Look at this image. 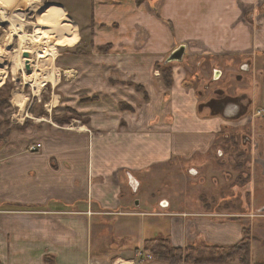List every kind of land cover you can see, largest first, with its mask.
I'll list each match as a JSON object with an SVG mask.
<instances>
[{
  "label": "crops",
  "instance_id": "0c3cea01",
  "mask_svg": "<svg viewBox=\"0 0 264 264\" xmlns=\"http://www.w3.org/2000/svg\"><path fill=\"white\" fill-rule=\"evenodd\" d=\"M57 3L71 22L57 28L65 31L58 45L76 50L59 59L52 85L63 78L61 100L43 102L28 114L30 126L18 123L0 138V264H195L148 258L147 241L162 235L177 248L229 247L245 231L247 263L224 264H264V238L252 234V222L246 227L239 215L204 210L214 196L174 194L170 201L152 196L156 185L145 182L163 165L206 154L227 125L243 126L238 105L224 102L214 112L194 85L206 69L213 83L223 78L221 63L232 60L224 58L251 62L248 81L237 84L251 101L248 112L264 110L262 87L257 92L253 82L264 77V0ZM180 46L182 61L169 63L166 86L157 65ZM245 183H235L233 194L236 187L250 194ZM183 198L186 210L179 208Z\"/></svg>",
  "mask_w": 264,
  "mask_h": 264
},
{
  "label": "rangeland",
  "instance_id": "374dc122",
  "mask_svg": "<svg viewBox=\"0 0 264 264\" xmlns=\"http://www.w3.org/2000/svg\"><path fill=\"white\" fill-rule=\"evenodd\" d=\"M30 1L33 7H30V5L25 6L23 0H0V135L10 128H14L18 123H22L23 127H25V125L30 126L31 122L29 121L31 120L27 118L28 114L30 115L31 112H36V114L39 113L43 102L58 103V101L61 100L58 97V87L63 81L61 76H59L60 81L54 86L52 85L53 83L47 79L37 94L33 93L31 86L29 83L25 82L24 77L30 74L32 75L35 71L43 72L47 69L60 72L61 60L59 59H62L61 55H73V50L75 49V47L67 48V46L58 45L60 42L59 37H64L63 32L65 31L61 30V33L58 34V32L56 33L57 26L54 28V23L46 19L44 20L47 22H42L43 19L39 18L43 10L48 8L47 6H58L57 2H60V0ZM4 13L10 18L8 16L3 17L4 15L2 14ZM11 17L14 19L12 23ZM37 19L39 20L38 25ZM14 23L17 26H21L23 33L26 35H44L46 39L43 43V47L50 48V46H53L54 50L52 55L41 58L35 55V52H31L33 56L30 60L29 69H25L24 64L15 68L17 52L19 51L20 45L19 36L13 35L9 38L10 31L12 28L14 29L15 25H12ZM39 25H42V27L40 26V28H38ZM71 31H73L77 39V33L73 23ZM84 42H87V38ZM224 59L232 60L229 63H221L224 71L223 78L213 83L210 78L207 77L206 69L204 74H201L203 79L198 83L194 82V85L197 86V91L199 90L198 92L203 95L200 97V100L205 103L211 98H226V101L229 100V102L238 105L237 113H239V116L243 115V118H245L241 123L243 126H238L239 124L234 123L233 125H227V127L222 128V139L217 138L213 141V144L207 151V153L209 152L208 157L207 153L203 154L197 152L189 156L188 159H178V163H173V166L166 168L165 166L167 165H163L160 171L147 176L145 182L156 185L154 191L151 192L152 196H159L160 198H166L170 201L174 198V194L183 197L189 196L187 198H192L189 199L190 201L198 199L199 196L204 197L207 201L211 196H214V202L212 201L211 207H203L204 210H212V213L224 214L222 218H231L229 216L239 215V218L242 219L241 223L243 222L247 225L246 227L252 222V234L254 236L256 235L257 237L264 238V168L260 164V159L264 160V144L262 146L263 133H261L263 132V126L261 125L262 120L255 117L250 111L248 112V107V109L246 108L248 113L240 114L239 107L242 108L244 105H247L248 99V96L243 94V92H241L242 90L238 87L239 85L241 87V84H237L238 79H241V81L245 83L249 79V76H247L248 73L239 70V64L245 60L243 58H233L229 56ZM185 61L186 59H183L182 63H185ZM188 78L190 79L191 76ZM257 79L258 81H256V83L255 80L253 82L254 85L257 84V92H259L262 87L260 93L261 98L258 104L262 106L264 77L262 78V75L261 77L257 76ZM253 82L250 81L251 86L247 88V92H249V90L251 91ZM190 83L193 84L192 82ZM243 95L246 96L243 97ZM70 115L68 116H73ZM27 121L29 122L28 124ZM248 135L254 138V142L250 141L248 144V139L245 140V137H248ZM207 141H204L203 144L205 145V149ZM244 141H246V143H244ZM240 152H244L245 155L241 160L236 156ZM190 167L197 169L198 173L194 175L190 174L188 172ZM234 168L236 170H234ZM171 169L173 170L171 171ZM239 180L246 183L249 182L246 187L250 189V194L245 192L244 189L240 193L238 187L235 188L236 192L233 194L232 186L235 183L237 184ZM239 184L243 185L244 183ZM173 185L177 186L179 192L173 191L177 189L173 188ZM242 187L243 186H241V188ZM141 194H143V192L140 189L137 193V197L141 198ZM227 195L229 197H226ZM225 197L229 201L222 204L221 201H223ZM245 201L249 209L245 207V204H242L241 208L238 206L240 202L243 203ZM150 205L152 206L153 204ZM187 205L186 199L183 198L179 208L186 210ZM154 209H157L156 205L149 210L153 211ZM256 216H258L259 219H257ZM253 217L254 220L252 221ZM116 238L119 237L113 238L114 242L120 244V240L117 241L118 239ZM152 247H154V244H152ZM190 247L192 246H189V248ZM195 248L198 252H202V258L207 257L206 253L209 251L206 249L205 245L196 246ZM185 249L186 248H184V250ZM186 251L187 253L196 252H192L188 249Z\"/></svg>",
  "mask_w": 264,
  "mask_h": 264
},
{
  "label": "trees",
  "instance_id": "16d2710c",
  "mask_svg": "<svg viewBox=\"0 0 264 264\" xmlns=\"http://www.w3.org/2000/svg\"><path fill=\"white\" fill-rule=\"evenodd\" d=\"M1 55V54H0ZM161 71L162 79L166 86L172 85L171 64L157 65ZM9 130H6L0 135V138L6 136ZM149 246V254L152 259L162 260L169 263H195V264H224L235 258H239L243 263H247L248 256V233H243V239L236 245L229 247H206L209 252L207 257L202 258V252H198L195 247L177 248L170 245L168 237L158 236L157 238L147 241ZM152 244H155L152 247ZM191 250L195 253H187L186 250ZM184 250V251H183ZM205 254V253H204Z\"/></svg>",
  "mask_w": 264,
  "mask_h": 264
},
{
  "label": "bare ground",
  "instance_id": "6f19581e",
  "mask_svg": "<svg viewBox=\"0 0 264 264\" xmlns=\"http://www.w3.org/2000/svg\"><path fill=\"white\" fill-rule=\"evenodd\" d=\"M23 1L25 3V6L30 5V7H33L30 0H23ZM2 15H4L3 17L8 16L7 14L5 15V13ZM39 18L43 19L42 22H47L44 19L51 21L52 23L55 24L54 28H56L57 26L58 29L60 27H64L68 29L71 23L68 17L66 16L65 12H63L58 7H53V6L44 9V14L39 15ZM13 21L14 19H12L11 17V23ZM12 25H15V23ZM16 26L17 25H15L14 29L12 28V30L10 31V37H9L11 38L13 35L19 36L20 46H19V51L17 52V58H16L17 61L15 63V68H17L18 66H22L27 60L26 58L23 59L22 57V53L24 52H27L31 55V57L28 59L29 66H30V60L33 56L31 52H35V55L41 58L52 55L53 50H54L53 46H50V48H46L45 46H44L45 48L43 47V43L46 39L44 35H41V34L26 35L23 33L21 26H17V27ZM59 39L61 41L63 39V36H60ZM47 79H49L52 83H55L58 79L56 71H52L50 69H47L43 72L35 71L32 75L30 74L24 77L25 82L29 83V85L31 86L33 90V93L35 94H37L40 91L42 85L45 84ZM19 98H20V95H19Z\"/></svg>",
  "mask_w": 264,
  "mask_h": 264
},
{
  "label": "flooded vegetation",
  "instance_id": "af4514ba",
  "mask_svg": "<svg viewBox=\"0 0 264 264\" xmlns=\"http://www.w3.org/2000/svg\"><path fill=\"white\" fill-rule=\"evenodd\" d=\"M239 70L242 71V72L249 73L251 71V62L250 61L241 62L239 64ZM245 96L246 95H243V97H245ZM225 99L226 98H211L208 105H210V107L212 108V110L214 112H216V111H223V109L225 108V107L222 106L224 104V102H226L225 106H227L228 103H229V100L227 99L228 101H226ZM250 104H251L250 99H247V105H244V108L243 109L246 110V108L249 107ZM239 109H240V112H241V110L244 111L241 107ZM254 116L257 117V118H259V119L260 118H263V119H261L262 120L261 125L263 126V132H261V133H263L262 134L263 135V143H262V146H263V144H264V110L255 111ZM246 139H248V144L250 143V141L251 142H254V138L252 136H250V135H248V137L246 136L245 137V140ZM244 143H246V141H244ZM236 156L240 160L245 157L244 152H240ZM255 167H256V165H255Z\"/></svg>",
  "mask_w": 264,
  "mask_h": 264
},
{
  "label": "water",
  "instance_id": "95a60500",
  "mask_svg": "<svg viewBox=\"0 0 264 264\" xmlns=\"http://www.w3.org/2000/svg\"><path fill=\"white\" fill-rule=\"evenodd\" d=\"M183 54H184V47L180 46L178 48H176L175 50H173L165 59L164 64H169L172 62H181L182 58H183ZM22 57L26 58L27 60L24 63L25 69H29V63H28V59L31 57V55L27 52L22 53Z\"/></svg>",
  "mask_w": 264,
  "mask_h": 264
},
{
  "label": "built area",
  "instance_id": "2783aa9c",
  "mask_svg": "<svg viewBox=\"0 0 264 264\" xmlns=\"http://www.w3.org/2000/svg\"><path fill=\"white\" fill-rule=\"evenodd\" d=\"M39 146H40V145L37 144L35 147H31L30 149H31V150H35V149L38 148ZM148 258H151V257L148 256Z\"/></svg>",
  "mask_w": 264,
  "mask_h": 264
}]
</instances>
